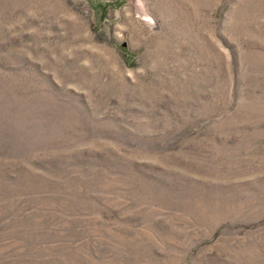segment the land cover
<instances>
[{"label":"rangeland","instance_id":"374dc122","mask_svg":"<svg viewBox=\"0 0 264 264\" xmlns=\"http://www.w3.org/2000/svg\"><path fill=\"white\" fill-rule=\"evenodd\" d=\"M0 264H264V0H0Z\"/></svg>","mask_w":264,"mask_h":264}]
</instances>
